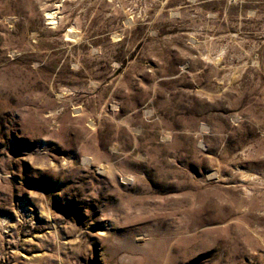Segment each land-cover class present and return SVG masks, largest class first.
<instances>
[{
	"label": "rangeland",
	"instance_id": "1",
	"mask_svg": "<svg viewBox=\"0 0 264 264\" xmlns=\"http://www.w3.org/2000/svg\"><path fill=\"white\" fill-rule=\"evenodd\" d=\"M0 264H264V0H0Z\"/></svg>",
	"mask_w": 264,
	"mask_h": 264
}]
</instances>
